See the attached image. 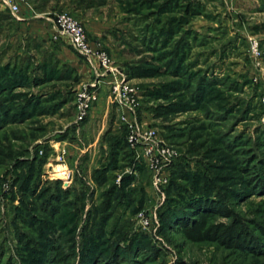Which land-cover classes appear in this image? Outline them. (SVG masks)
<instances>
[{"label":"rangeland","instance_id":"374dc122","mask_svg":"<svg viewBox=\"0 0 264 264\" xmlns=\"http://www.w3.org/2000/svg\"><path fill=\"white\" fill-rule=\"evenodd\" d=\"M56 2L44 17L64 12L82 23L138 91V124L177 157L156 194L115 105L104 129L91 116L96 103L75 123L77 91L94 75L81 81L62 61L60 53L78 55L67 41L0 27V264H264V0ZM47 65L61 78H47ZM110 135H124L134 159L104 173ZM124 179L128 188L105 206L102 194ZM197 199L240 219L257 251L186 241L179 223Z\"/></svg>","mask_w":264,"mask_h":264},{"label":"built area","instance_id":"2783aa9c","mask_svg":"<svg viewBox=\"0 0 264 264\" xmlns=\"http://www.w3.org/2000/svg\"><path fill=\"white\" fill-rule=\"evenodd\" d=\"M25 0H0V6L6 8L16 21H21L18 13V3ZM51 24L52 41L59 38L67 41L68 45L89 66L94 80L82 83L76 94V121L81 124L87 118L93 105L98 101L99 89L106 86L108 100L120 110V122L126 127V141L138 151L137 158H142L151 172V188L156 194H162L161 189L167 184L166 169L177 157L175 151L158 140L153 130L144 129L138 124L136 112L138 109V91L128 85L124 73L115 66L109 55L102 49L92 46L86 31L80 21L68 13H58L53 16H42ZM64 179L69 177L62 171ZM140 222L145 227L147 218L141 214Z\"/></svg>","mask_w":264,"mask_h":264},{"label":"trees","instance_id":"16d2710c","mask_svg":"<svg viewBox=\"0 0 264 264\" xmlns=\"http://www.w3.org/2000/svg\"><path fill=\"white\" fill-rule=\"evenodd\" d=\"M50 65L45 66L47 68V75L50 76L47 78H51L52 76L57 77L60 72H56L54 67L48 68ZM7 69V68H6ZM8 71V69H7ZM45 72V71H44ZM25 78V74H24ZM58 78L59 77L58 75ZM60 80V79H59ZM8 84H11L9 82ZM11 88V87H7ZM110 135V142L108 143V163L104 167L103 172H112L114 170H118V163H123L128 161L125 165H132L134 159V153L128 148L127 143L125 141L124 135L113 136ZM136 168H140V165H136ZM138 171H142V169H138ZM102 173V172H98ZM95 181H97L98 185L104 180L100 175L94 177ZM130 179H124L121 183V189H116V186H111L110 189L102 194L103 203L105 206H111V200L116 191H120L122 194L123 188L126 189L130 185ZM169 185V184H168ZM167 185V186H168ZM204 185V184H203ZM197 185L201 189L199 193L205 192L203 189H207L208 185ZM194 190L197 191L196 186L194 185ZM131 193V192H130ZM83 194V193H82ZM56 198H59L56 196ZM61 198H66V194H62ZM130 201V195L123 193L122 202L126 200ZM133 201V200H132ZM188 210L192 213V218L190 216L183 217L180 224V233L182 237L191 243H213L225 250L236 251L240 253H253L257 251L258 246L260 245L259 241H257L251 233L248 231L247 227L243 224L240 219L235 218L229 210L225 207L219 206L218 202L205 200V199H197V201L188 204ZM220 216L225 219H229L228 223L217 222L215 219ZM107 220V219H106ZM260 232V238L264 239V225L258 226ZM264 241V240H263ZM56 256H60L61 253L55 251ZM60 261H65L66 257L61 255L59 258Z\"/></svg>","mask_w":264,"mask_h":264},{"label":"crops","instance_id":"0c3cea01","mask_svg":"<svg viewBox=\"0 0 264 264\" xmlns=\"http://www.w3.org/2000/svg\"><path fill=\"white\" fill-rule=\"evenodd\" d=\"M56 0H25L23 2L18 3L19 7V17L21 21H19L17 24L14 22L12 18H8L7 15L9 11L0 6V27H2L3 33L10 29H17L22 34V31L24 34L23 39L25 37L30 36L31 38H37L38 36H41L42 39L46 40L47 34H50L52 36L53 29L52 27H49L46 22L43 21V17L45 14H49L47 12V8H55L57 6ZM49 11V10H48ZM10 14V13H9ZM20 37V36H18ZM16 37H12V39H15ZM30 38V39H31ZM51 38H49L50 40ZM1 40V38H0ZM26 40V39H25ZM62 39H58L56 41H52L55 44L62 43ZM62 45V44H61ZM60 45V46H61ZM62 48L60 49V51ZM62 52V51H61ZM60 58L62 61H68L70 62V66L75 69L78 73V77H80L81 81H89L92 79V75L89 69V66L87 63L78 55H75L74 53L65 54L60 53ZM98 107H95L92 112V117H99L101 118L102 123V129H104L105 125L110 123L109 116V110L111 109L110 102L108 100V90L106 86H103L99 89L98 92V101L96 103ZM112 105V104H111ZM98 112L100 113L98 115ZM107 129V128H106ZM105 129V130H106ZM108 130V129H107ZM106 130V131H107ZM99 137L95 142H97ZM89 148H92V145H89Z\"/></svg>","mask_w":264,"mask_h":264}]
</instances>
